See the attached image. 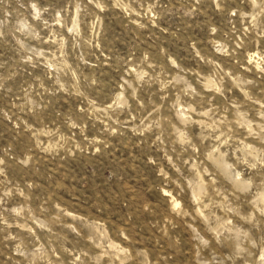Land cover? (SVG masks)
Masks as SVG:
<instances>
[{
    "label": "clouds",
    "instance_id": "9594fccd",
    "mask_svg": "<svg viewBox=\"0 0 264 264\" xmlns=\"http://www.w3.org/2000/svg\"><path fill=\"white\" fill-rule=\"evenodd\" d=\"M0 264H264V0H0Z\"/></svg>",
    "mask_w": 264,
    "mask_h": 264
}]
</instances>
